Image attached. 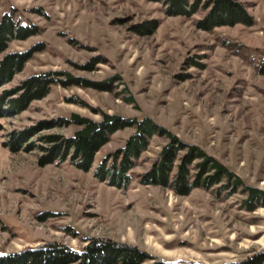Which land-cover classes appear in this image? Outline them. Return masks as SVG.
Listing matches in <instances>:
<instances>
[{
  "label": "rangeland",
  "instance_id": "rangeland-1",
  "mask_svg": "<svg viewBox=\"0 0 264 264\" xmlns=\"http://www.w3.org/2000/svg\"><path fill=\"white\" fill-rule=\"evenodd\" d=\"M237 1L253 25L207 32L198 27L204 11L170 17L147 0H0V20L11 14L38 30L8 52L43 48L0 95L48 72L62 73V81L120 78L112 92L56 83L26 112L0 115V256L49 245L81 253L92 240L136 246L183 264L238 262L264 253V207L249 212L244 205L248 187L264 191V0ZM152 23L157 27L148 34ZM73 113L97 121L105 113L149 117L220 161L244 185L220 196L218 188L178 196L143 185L141 176L166 142L160 137L131 172L128 189L101 182L97 167L133 129L113 135L87 172L71 157L41 166L36 147H49L45 136H72L76 127L56 126ZM31 131L18 152L8 148L14 134Z\"/></svg>",
  "mask_w": 264,
  "mask_h": 264
},
{
  "label": "trees",
  "instance_id": "trees-1",
  "mask_svg": "<svg viewBox=\"0 0 264 264\" xmlns=\"http://www.w3.org/2000/svg\"><path fill=\"white\" fill-rule=\"evenodd\" d=\"M159 3L170 17H192L200 11L205 15L198 27L212 31L218 27L253 25V18L237 0H147ZM149 26L147 33L156 29V23ZM38 34L37 28L15 22L11 14H5L0 20V87L10 84L21 73L35 53L43 50L42 45L25 52H8L14 41H25ZM62 73L48 72L32 75L25 79L17 89L5 91L0 95V115H19L26 112L32 103L46 98L56 83L64 87L80 86L99 91L112 92L119 77L103 83H90L69 77L66 81L58 80ZM43 125H48L44 123ZM52 126L51 124L49 125ZM76 127L72 136L57 134L45 136L42 141L49 147H36L42 150L39 158L41 166L62 164L71 157V163L77 168L89 171L96 155L106 146L117 132L133 129L125 144L112 154L107 155L96 170V177L101 182L118 189H128L132 184L131 172L137 166L142 155L155 137L166 140L161 147L157 160L140 182L146 186H157L172 190L178 196H188L195 189L211 190L218 188L220 196L224 192L236 193L244 185L220 161L208 155L200 147L183 142L165 127L153 119L125 118L120 115L102 114L97 121L73 113L69 118H60V129ZM36 130V129H33ZM31 132L16 133L11 137L8 148L18 152ZM35 148L31 145L30 148ZM244 205L249 212L264 207V191L248 187ZM0 264H183L160 260L136 246L117 244L111 241L92 240L81 253L61 245H49L38 249L0 256ZM223 264H264V253L256 254L245 260Z\"/></svg>",
  "mask_w": 264,
  "mask_h": 264
}]
</instances>
